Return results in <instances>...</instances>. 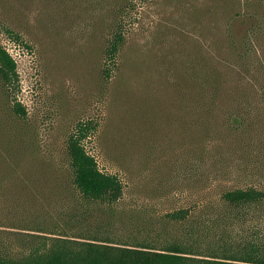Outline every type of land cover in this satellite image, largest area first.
Here are the masks:
<instances>
[{
  "label": "rangeland",
  "instance_id": "rangeland-1",
  "mask_svg": "<svg viewBox=\"0 0 264 264\" xmlns=\"http://www.w3.org/2000/svg\"><path fill=\"white\" fill-rule=\"evenodd\" d=\"M0 49L1 261L95 239L220 258L255 234L223 195L264 190V0H0ZM81 122L115 202L74 183Z\"/></svg>",
  "mask_w": 264,
  "mask_h": 264
},
{
  "label": "trees",
  "instance_id": "trees-1",
  "mask_svg": "<svg viewBox=\"0 0 264 264\" xmlns=\"http://www.w3.org/2000/svg\"><path fill=\"white\" fill-rule=\"evenodd\" d=\"M122 40L123 36L116 34L109 49L111 55L116 54ZM15 77V60L5 49H0V81L7 87L13 84ZM15 110L25 112L19 104ZM91 129L89 122H81L68 139L74 183L86 198L115 202L123 194V185L117 175L101 171L95 157L83 145ZM223 198L242 214L250 215L254 211L258 215L255 234L237 248L225 251L224 257L197 258L181 246L152 251L148 247H119L95 239L79 243L78 251L70 246H54L42 263L34 258L29 264H264V190L235 189L226 192ZM172 217L183 219L186 215L178 211ZM0 264L7 263L0 260Z\"/></svg>",
  "mask_w": 264,
  "mask_h": 264
}]
</instances>
